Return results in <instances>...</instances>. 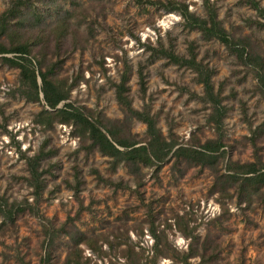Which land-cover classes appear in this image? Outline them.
<instances>
[{"label": "rangeland", "instance_id": "1", "mask_svg": "<svg viewBox=\"0 0 264 264\" xmlns=\"http://www.w3.org/2000/svg\"><path fill=\"white\" fill-rule=\"evenodd\" d=\"M175 1L185 3L198 15L204 14L200 0ZM209 1L216 7L223 26L229 30L239 26L264 56V27L249 22L258 17L255 9L244 0ZM32 2L39 13V26L48 27L55 17L67 13L72 24L78 25L79 34L87 36L81 40L82 48L61 53L64 60L59 73L71 77L81 69L83 78L59 105L70 102L112 119L120 118L122 109L114 98L111 82L117 81L127 66L131 104L139 108L142 102L149 101L163 134L171 129L181 139L192 136L199 142L220 134L223 141L231 144V158H250L247 125L264 118V96L259 94L254 74L235 63L222 43L202 38L197 30L186 32L177 11L165 10L159 4L137 0ZM258 2L264 6V0ZM9 4L10 0H0V11ZM157 37L163 46L170 45L177 53L184 52L186 39H193L196 57L215 68L211 80L214 87L220 86L226 107L219 131L207 118L208 105L197 96L201 85L193 79V71L164 56L150 55L145 44L150 41L154 45ZM49 43L52 47V40ZM63 44L69 46L70 37ZM138 66L144 73L143 93L138 88ZM17 71V67L0 63V201L21 206L10 218L0 212V264H61L71 245L72 229L95 237L99 245L91 249L79 243L85 264H177L162 255L154 262L150 260L152 236L147 230L152 218L155 230L163 231L169 244L185 248L188 237L176 228L174 216L179 225H194L193 233L207 235L216 243L218 264H264V201L253 202L252 208L242 210L230 199L228 211L214 218L219 208L215 194L207 195L210 169L196 164L185 166L183 161L175 166H170V160L161 163L156 175L152 166H142V182L134 187L123 165L112 170L108 157L95 148L86 149V141L72 134L71 125L54 121L51 128L43 130L34 123L33 114L42 101L26 100L19 94ZM241 102L245 114L240 111ZM130 131L143 136L144 123L133 120ZM262 136L256 144L261 145L259 151L264 159V132ZM43 141L48 150L42 158L46 166L42 172L44 186L35 200L24 179L27 169L21 153H32ZM223 164L224 160L219 161L217 167L222 170ZM92 167L101 176L129 186L98 181ZM75 171L81 178L77 189L72 187ZM34 206L38 215L31 211ZM46 226L50 227L51 237L44 233ZM125 248L129 252H124ZM47 250L48 259L42 261Z\"/></svg>", "mask_w": 264, "mask_h": 264}, {"label": "trees", "instance_id": "2", "mask_svg": "<svg viewBox=\"0 0 264 264\" xmlns=\"http://www.w3.org/2000/svg\"><path fill=\"white\" fill-rule=\"evenodd\" d=\"M137 1L159 4L169 11L175 10L180 15L181 26L186 32L197 30L202 38L215 39L222 43L227 52L233 56L235 63L246 66L254 74L259 94L264 96V56L258 51V44L250 38L248 33H242L239 26L235 30L225 28L211 1L200 0L204 9L203 15L196 14L193 10H189L185 3L175 0ZM244 1L256 10L259 17L250 19L249 22L253 21L258 27H264V6L259 5L258 0ZM66 14L55 17L46 27L38 25L39 13L32 0H10L9 6L0 11V63L17 67L16 89L24 99L42 101L41 107L33 114L34 123L39 124L43 130L51 128L54 121L71 125L72 134L76 135L80 141H86V149L95 148L100 154L108 157L112 170L119 164L123 165L130 174L134 187L142 182V166H152L154 175L157 174L161 163L168 160H170V166L183 161L185 166L196 164L200 167H208L212 173V179L207 188V195L215 194L219 208L214 218H219L228 211L227 201L230 199L237 208L242 210L252 208L253 202L264 201L262 189L264 159L259 151L261 145L256 144V141L263 137L264 118L254 125L248 123L247 139L252 146L251 156L249 159L239 160L231 158L228 154L231 144L223 141L220 134L207 137L202 142L192 136L190 139H181L171 129L163 134L159 125L156 124V114L150 111L149 101L142 102L139 108L131 104L126 82L127 66L122 69L118 80L111 82L114 98L122 109L120 118L112 119L83 105H73L70 102H62L59 105L61 101L69 97L71 88L83 78L81 69L71 77L59 73L64 60L61 53L65 49L70 51L76 47L82 48L81 40L87 37L79 34L78 25L72 24ZM68 37H70V44L64 47L63 42ZM50 40H52V47H50ZM185 42V50L182 53H177L170 45L163 46L159 37L156 38L154 45L149 41L145 47L149 49L150 55L164 56L169 62L188 67L193 71V79L201 85V93L197 96L203 104L208 105L207 118L213 122L216 131H219L226 107L222 103L220 86L214 87L211 80L215 68L212 64H208L207 60L196 57L197 48L193 39H186ZM136 74L138 88L143 93L145 79L141 66L137 67ZM240 111L245 114L244 102L240 103ZM133 120L144 123L143 136L139 137L136 132L130 131ZM43 143L44 141L30 154L21 153L27 169L24 179L31 187L35 200L41 195L44 186L42 172L46 170V166L42 165V158L48 150L44 149ZM223 160V169L220 170L217 165ZM91 171L94 172L98 181L114 186H129L119 180L114 181L101 176L94 167ZM182 173L181 170L179 174ZM73 177L72 187L77 189V183L81 178H78L76 171ZM19 209L21 206L16 202L6 204L0 201V212L9 218ZM31 211L38 215L35 206L31 208ZM148 222L147 230L152 236L150 260L153 262L162 255L173 258L177 264H218V246L215 242L212 243L207 235L200 237L193 233L194 225L181 226L177 216H174L176 228L183 236L188 237L186 247L178 249L167 242L163 231L155 230L152 218ZM164 223L170 224L167 221ZM141 228L139 226V232ZM72 230L69 233L71 245L61 264H85L86 257L82 258L79 243H84L91 249H98L99 245H96L95 237L87 236L77 229ZM49 232L50 227H44V233L51 237ZM124 252H129L128 248H125ZM48 255L47 250L42 261H46ZM194 256L197 258L192 261L191 258Z\"/></svg>", "mask_w": 264, "mask_h": 264}]
</instances>
